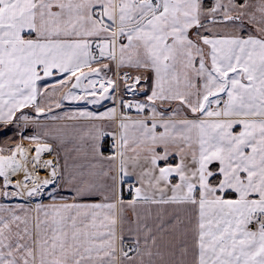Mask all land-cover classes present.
Returning a JSON list of instances; mask_svg holds the SVG:
<instances>
[{
  "label": "snow or ice",
  "instance_id": "snow-or-ice-1",
  "mask_svg": "<svg viewBox=\"0 0 264 264\" xmlns=\"http://www.w3.org/2000/svg\"><path fill=\"white\" fill-rule=\"evenodd\" d=\"M0 264H264V0H0Z\"/></svg>",
  "mask_w": 264,
  "mask_h": 264
}]
</instances>
